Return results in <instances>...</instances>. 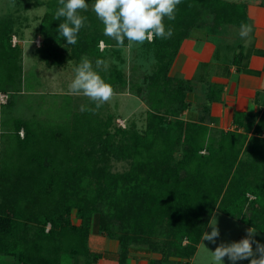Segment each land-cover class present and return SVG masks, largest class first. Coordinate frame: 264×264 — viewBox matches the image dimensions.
<instances>
[{
  "label": "trees",
  "instance_id": "1",
  "mask_svg": "<svg viewBox=\"0 0 264 264\" xmlns=\"http://www.w3.org/2000/svg\"><path fill=\"white\" fill-rule=\"evenodd\" d=\"M46 7L37 27L39 60L101 59L98 41L109 39L92 9L80 12L87 20L70 45L58 32V0ZM244 9L225 0H182L175 20H164L172 37L145 41L152 68L142 87L132 85L146 106L141 130L113 126L111 116L91 111L65 110L62 122L11 121L1 134L0 255L11 264H92L101 256L88 247L94 230L116 239L117 264L131 244L187 262L214 210L264 233V140L181 119L190 86L167 73L191 28L213 34L223 24L246 23ZM8 26L0 21V91L20 83V49L10 46ZM97 72L114 90L129 84L115 66ZM110 159L127 167L112 172Z\"/></svg>",
  "mask_w": 264,
  "mask_h": 264
},
{
  "label": "rangeland",
  "instance_id": "2",
  "mask_svg": "<svg viewBox=\"0 0 264 264\" xmlns=\"http://www.w3.org/2000/svg\"><path fill=\"white\" fill-rule=\"evenodd\" d=\"M48 0H0V21H6L9 25V44L20 49V83L18 88L10 89L6 87V98L0 100V149L1 134L6 133L10 128L11 121L15 119H30L31 117L48 122H62L66 119L63 115L68 111L79 112L81 105L95 108V105L83 95H71L68 86L74 78L75 67L80 63L82 57H86L92 63L93 69L104 70L115 66L129 81L123 87H117L111 99L103 104L98 110L94 111L97 117L104 118L111 116L113 126L126 128L133 125L137 130H141L144 125L146 106L143 99L137 96L134 86H143V77L152 68L153 59L148 48L143 45L133 44L128 47L125 40L124 47H120L116 42L109 39V43L102 41L100 45L101 59L104 65L96 68V60L88 55H80L77 59L65 60L62 63L47 64L39 60L36 55L37 45L35 41H40L37 31L39 20L48 8ZM247 5L262 6L264 0H225ZM92 9L93 2L86 0ZM117 49L118 56L114 50ZM106 66V67H105ZM10 89V90H9ZM64 109H60L61 105ZM66 110V111H65ZM119 120V121H117ZM119 122L121 124H119ZM21 129L18 130L19 132ZM178 155V153L176 154ZM127 167L126 161L109 160V170L112 172L123 171ZM250 198L251 196L248 195ZM212 218L217 221L220 235L213 244L209 241H202L195 255V262L200 264H214L212 252L221 243H231L239 241L246 236V225L232 218L221 211L214 210L208 220L206 232H211L209 222ZM206 228V227H205ZM264 235L256 232L255 240L264 244ZM256 245L253 244L255 250ZM223 264H231L227 257L223 258ZM236 264H249V260L237 261Z\"/></svg>",
  "mask_w": 264,
  "mask_h": 264
},
{
  "label": "crops",
  "instance_id": "3",
  "mask_svg": "<svg viewBox=\"0 0 264 264\" xmlns=\"http://www.w3.org/2000/svg\"><path fill=\"white\" fill-rule=\"evenodd\" d=\"M244 14L246 23L253 26L249 38L239 36L241 24H223L213 34L193 27L180 42L167 73L190 86L184 94L187 106L181 119L201 123L211 131L234 130L264 140V5H247ZM71 221L78 223L75 218ZM206 229L187 262L179 257L163 258L143 244H131L123 264H200L194 258ZM88 247L101 253L92 264H117L116 239L91 230ZM12 261L0 255V264Z\"/></svg>",
  "mask_w": 264,
  "mask_h": 264
},
{
  "label": "clouds",
  "instance_id": "4",
  "mask_svg": "<svg viewBox=\"0 0 264 264\" xmlns=\"http://www.w3.org/2000/svg\"><path fill=\"white\" fill-rule=\"evenodd\" d=\"M181 2L182 0H94L92 11L102 22L105 36L116 41L120 47H124L127 40L130 48L133 44L143 45L145 41L151 43L157 37L171 38L173 29L166 28L164 20H175L176 9ZM58 3L60 7L55 12V19L63 18L58 32L68 44L75 45L78 33L87 20L80 12L87 11L89 5L86 0H58ZM252 31L251 24L242 22L239 36L242 39L249 38ZM103 65L102 60L96 61V68ZM74 72V78L68 86L69 94L83 95L95 105V108L81 105V112H94L111 99L114 94L112 85L93 69L89 59L82 57ZM209 227L211 232H204L202 241L215 244L220 235L215 218L210 220ZM256 232L252 227L246 230L245 238L219 244L212 252L214 264H223L225 257L231 264L242 260H249V264H264V244L254 239ZM253 244L256 245L255 250Z\"/></svg>",
  "mask_w": 264,
  "mask_h": 264
},
{
  "label": "built area",
  "instance_id": "5",
  "mask_svg": "<svg viewBox=\"0 0 264 264\" xmlns=\"http://www.w3.org/2000/svg\"><path fill=\"white\" fill-rule=\"evenodd\" d=\"M35 43H36V45L38 46L39 45V43H40V41L37 39L36 41H35ZM101 43H102V41H98V47L100 48V45H101ZM100 50V49H99ZM6 93H0V100H4L5 98H6ZM117 121H119V120H117ZM119 124H121L120 122H119ZM121 126H123L122 124H121ZM19 134H20V136H22V131H20L19 132ZM202 152V151H201ZM242 238H240L239 240H241Z\"/></svg>",
  "mask_w": 264,
  "mask_h": 264
}]
</instances>
